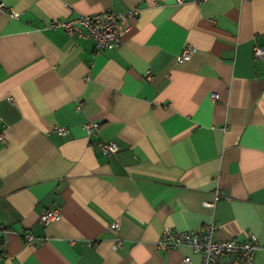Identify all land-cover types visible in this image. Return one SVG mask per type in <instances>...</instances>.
<instances>
[{"label": "crops", "instance_id": "1", "mask_svg": "<svg viewBox=\"0 0 264 264\" xmlns=\"http://www.w3.org/2000/svg\"><path fill=\"white\" fill-rule=\"evenodd\" d=\"M1 4L0 264H199L157 241L210 222L218 238L255 232L264 264V0ZM109 8L138 9L115 49L54 24ZM48 208L61 215L44 225Z\"/></svg>", "mask_w": 264, "mask_h": 264}, {"label": "built area", "instance_id": "2", "mask_svg": "<svg viewBox=\"0 0 264 264\" xmlns=\"http://www.w3.org/2000/svg\"><path fill=\"white\" fill-rule=\"evenodd\" d=\"M137 14L138 9L117 11L109 8L92 14L81 13L75 18L65 19L54 24L62 25L69 35L78 32L80 35L91 37L94 40L95 51L100 52L103 49H115L122 43L123 34L130 27L132 18ZM82 28L85 29V32L82 31ZM191 51L192 46L184 43L177 55V60H184ZM252 54L254 57L264 58V47L255 45ZM146 78H150V75H146ZM212 97L215 99L218 95L213 93ZM81 104V102H77L76 108H80ZM96 126L97 124L90 119L83 123L88 135L95 131ZM53 128L59 134L67 132V128L63 125H55ZM2 138L0 134V139ZM100 145L106 154H112L118 150V145L113 139L103 140ZM218 197L219 192L215 191L213 200L204 203L213 206ZM60 215L59 208L43 209L39 213V220L44 225H48L58 219ZM109 227L115 233L113 247L117 249L122 245V239L118 234V219L111 221ZM216 228L217 225L214 222H210L198 230H177L172 227H165L160 234L157 245L160 248L169 249L186 244L200 256L199 264H257L255 253L260 248V243L255 232L247 230L243 238H218L215 235ZM22 237L25 242L29 243L33 235L28 231ZM182 263L190 264V259L183 257Z\"/></svg>", "mask_w": 264, "mask_h": 264}]
</instances>
